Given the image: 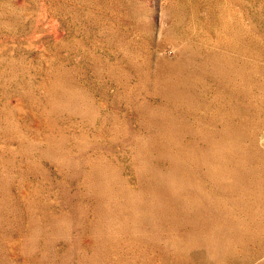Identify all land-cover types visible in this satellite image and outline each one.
<instances>
[{"label": "rangeland", "instance_id": "rangeland-1", "mask_svg": "<svg viewBox=\"0 0 264 264\" xmlns=\"http://www.w3.org/2000/svg\"><path fill=\"white\" fill-rule=\"evenodd\" d=\"M0 264H264V0H0Z\"/></svg>", "mask_w": 264, "mask_h": 264}, {"label": "bare ground", "instance_id": "bare-ground-1", "mask_svg": "<svg viewBox=\"0 0 264 264\" xmlns=\"http://www.w3.org/2000/svg\"><path fill=\"white\" fill-rule=\"evenodd\" d=\"M180 70H182V69H180ZM179 72H180V71H179ZM181 72H182V71H181ZM166 74H167V73H166ZM165 76H166V75H165ZM165 76H164V77H165ZM164 77H162V78H164ZM170 77H171V76H170ZM176 77H177V76H176ZM176 77H175V78H176ZM189 78H190V77H189ZM159 80H160V79H159ZM162 80H163V79H162ZM180 80H181V79H180ZM163 81H164V80H163ZM170 81H173V78H172V80H170ZM190 81H191V80H190ZM159 82H160V81H159ZM168 82H169V81H168ZM168 82H167V83H168ZM192 82H193V81H192ZM163 83H164V82H163ZM170 83H172V82H170ZM183 83H184V82H183ZM157 84H159V83H157ZM186 84H188V83H186ZM192 84H193V83H192ZM165 85H166V84H165ZM167 85H168V84H167ZM167 85H166V86H167ZM161 86H162V85H161ZM161 86L159 87L160 89H162V88L165 87V86H164V87H161ZM188 86H189V84H188ZM179 87H180V86H179ZM186 87H187V86H186ZM167 88H168V87H167ZM160 89H159V90H160ZM164 89H165V88H164ZM168 89H169V88H168ZM162 90H163V89H162ZM166 90H167V89H166ZM183 90H185L184 87H183ZM159 92H160V91H159ZM172 92H173V91H172ZM165 93H166V92H165ZM173 93H174V92H173ZM184 93H185V91H184ZM161 94H162V92H161ZM191 94H192V93H191ZM163 95H164V94H163ZM179 95H180V94H179ZM193 95H194V93H193ZM165 96L168 97V93H167V95L165 94ZM186 96H187V95H186ZM189 96H190V95H189ZM194 96H195V95H194ZM167 97H166V98H167ZM172 97H173V96H172ZM172 97H171V98H172ZM176 97H177V96H176ZM168 100H169V99H168ZM183 100H184V99H183ZM170 101H171V100H170ZM141 112H142V111H141ZM142 113H143V112H142ZM160 113H161V112H160ZM162 114H164V113H162ZM166 117H167V116H166ZM166 117H165V118H166ZM170 120H171V119H170ZM177 123H178V122H177ZM159 124H160V123H159ZM166 124H167V123H166ZM169 124H170V123H169ZM172 125H173V124H172ZM172 125H171V126H172ZM177 126H178V125H177ZM194 126H195V125H194ZM160 127H161V126H160ZM164 127H165V126H164ZM189 127H190V126H189ZM195 127H196V126H195ZM195 127H194V128H195ZM166 128H167V127H166ZM168 128H169V125H168ZM168 128H167V129H168ZM172 128H173V127H172ZM176 128L178 129V127H176ZM176 128H175V131L177 130ZM164 129H165V128H164ZM164 129H163V130H164ZM198 129H200V128H198ZM161 130H162V128H161ZM163 130H162V131H163ZM201 131H202V130H201ZM230 131H231V130H230ZM233 131H234V130H233ZM233 131H232V132H233ZM168 132H170V131L168 130L167 133H168ZM176 132H177V131H176ZM190 132H192V131H190ZM190 132H189V133H190ZM196 132H197V131H196ZM171 133H172V132H171ZM172 134H173V133H172ZM197 134H198V133H197ZM208 134H209V132H208ZM210 134H211V133H210ZM235 134H236V133H235ZM166 135H167V134H166ZM189 135H191V134H189ZM192 135H193V134H192ZM202 135H203V134H202ZM202 135H200V136H202ZM167 136H168V135H167ZM169 136H170V134H169ZM175 136H176V133H175ZM209 136H210V135H209ZM209 136L207 135V137H209ZM202 137H203V136H202ZM207 137H206V138H207ZM209 138H210V137H209ZM224 138H225V137H224ZM204 139H205V138H204ZM207 139H208V138H207ZM211 139H212V138H211ZM214 139H215V138H214ZM215 140H216V139H215ZM177 141H178V140H177ZM213 141H214V140H213ZM220 141H221V139H220ZM220 141H217V142H220ZM223 141H224V140H223ZM217 142H215V143L217 144ZM208 143H209V140H208ZM209 144H210V143H209ZM210 145H211V144H210ZM210 145H209V146H210ZM212 147H213V146H212ZM163 148H164V147H163ZM165 148H166V147H165ZM222 148H224V147H222ZM180 149H181V148H180ZM180 149H178V150H180ZM213 149H214V148H213ZM218 149H219V148H218ZM224 149H225V148H224ZM221 150H222V149H221ZM180 152H181V151H180ZM190 152H191V151H190ZM190 152H189V154H191ZM164 153H165V152H164ZM194 153H195V152H194ZM223 153H224V151H223ZM236 155H237V154H236ZM192 156H194V155L192 154ZM195 156H196V155H195ZM190 157H191V156H190ZM199 160H201V159H199ZM227 160H228V159H227ZM194 161H195V160H194ZM203 161H204V160H203ZM222 161H223V160H222ZM175 162H176V161H175ZM206 163H207V162H206ZM174 165H175V164H174ZM209 168H210V167H209ZM215 172H216V171H215ZM205 175H206V174H205ZM216 176H217V175H216ZM224 176H225V175H224ZM195 177H196V176H195ZM198 177H199V176H198ZM165 178H166V177H165ZM189 178H190V177H189ZM202 178H203V177H202ZM232 178H233V177H232ZM193 179H194V178H193ZM164 180H166V179H164ZM209 180H210V179H209ZM200 182H202V181H200ZM191 183H192V182H191ZM198 184H199V183H198ZM187 185H188V184H187ZM203 186H204V182H203ZM189 189H190V188H189ZM210 189H211V188H210ZM161 190H162V189H161ZM179 190H180V189H179ZM201 190H202V189H201ZM213 190H214V189H213ZM215 190H216V189H215ZM215 190H214V192H215ZM219 191H220V190H219ZM187 192H188V191H187ZM214 192H212V195H213ZM217 192H218V191H217ZM221 192H222V191H221ZM190 193H191V192H190ZM193 194H194V193H193ZM199 194H200V193H199ZM222 194H223V193H222ZM180 195H181V194H180ZM187 195H188V194H187ZM190 195H192V194H190ZM216 195H217V194H216ZM220 195H221V194H220ZM224 195H225V194H224ZM248 195H249V194H248ZM178 196H179V195H178ZM196 196H197V195H196ZM200 196H201V195H200ZM189 197H190V196H189ZM209 197H210V196H209ZM222 197H223V196H222ZM187 198H188V197H186V199H187ZM211 198H212V197H211ZM182 199H183V198H182ZM186 199L184 198L183 200L185 201ZM183 200H182V201H183ZM180 202H181V201H180ZM211 203H212V202H211ZM186 204H187V203H186ZM221 204H222V203H221Z\"/></svg>", "mask_w": 264, "mask_h": 264}]
</instances>
